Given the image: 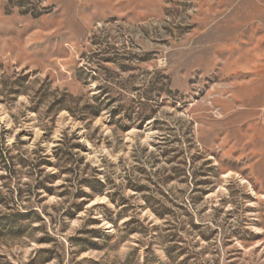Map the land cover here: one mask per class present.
Wrapping results in <instances>:
<instances>
[{
	"label": "rangeland",
	"instance_id": "1",
	"mask_svg": "<svg viewBox=\"0 0 264 264\" xmlns=\"http://www.w3.org/2000/svg\"><path fill=\"white\" fill-rule=\"evenodd\" d=\"M0 148V264H264V0H0Z\"/></svg>",
	"mask_w": 264,
	"mask_h": 264
},
{
	"label": "trees",
	"instance_id": "2",
	"mask_svg": "<svg viewBox=\"0 0 264 264\" xmlns=\"http://www.w3.org/2000/svg\"><path fill=\"white\" fill-rule=\"evenodd\" d=\"M100 114V109H98L96 112H95V114L93 115V116H98ZM117 114H115L114 116H116ZM149 116H143V118H142V121L143 122H145V121H147V120H149V118H148ZM0 158L1 159H3L4 161L6 160V157H5V151L3 150V148H0ZM5 162H7V161H5ZM46 189H49V188H46ZM99 193H102V192H99ZM80 210V208L78 209V211Z\"/></svg>",
	"mask_w": 264,
	"mask_h": 264
},
{
	"label": "bare ground",
	"instance_id": "3",
	"mask_svg": "<svg viewBox=\"0 0 264 264\" xmlns=\"http://www.w3.org/2000/svg\"><path fill=\"white\" fill-rule=\"evenodd\" d=\"M93 202V201H92Z\"/></svg>",
	"mask_w": 264,
	"mask_h": 264
}]
</instances>
